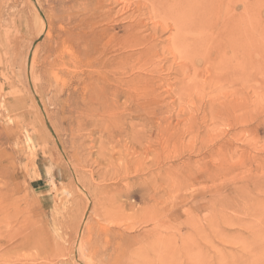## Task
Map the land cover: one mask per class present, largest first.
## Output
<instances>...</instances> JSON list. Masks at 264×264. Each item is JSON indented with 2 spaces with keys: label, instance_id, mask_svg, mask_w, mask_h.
I'll return each instance as SVG.
<instances>
[{
  "label": "rangeland",
  "instance_id": "obj_1",
  "mask_svg": "<svg viewBox=\"0 0 264 264\" xmlns=\"http://www.w3.org/2000/svg\"><path fill=\"white\" fill-rule=\"evenodd\" d=\"M139 2L144 0H0V187L17 195L27 190L28 264H192L181 251L183 221L208 228L213 185L201 182L221 168L217 159L237 164L240 174L251 172L264 189V175H255L264 172V0H252L256 104L252 116L230 125L219 122L210 106L203 117L200 101L173 96V105L165 92L169 103L146 102L153 87L144 77L178 86L182 60L178 54L159 60L151 76L148 66L137 69L143 48L125 33ZM97 31L112 38L106 69L98 68L92 53ZM55 43L60 58L51 64L48 46ZM105 71L104 84L99 77ZM82 77L85 83L77 85ZM55 88L65 91L62 97ZM73 89L76 100L67 98ZM228 177L224 193L233 186ZM244 193L239 199L252 196ZM263 195L254 192L262 208L259 200L251 202L255 209L242 204L240 224L223 225L222 238L200 240L195 251L203 264H264L254 257L247 262L242 241L248 220L255 222L264 210ZM156 205L167 214L163 225L151 219ZM178 229L183 238H165ZM187 233L189 239L200 236L189 228ZM33 242L45 243V250Z\"/></svg>",
  "mask_w": 264,
  "mask_h": 264
},
{
  "label": "bare ground",
  "instance_id": "obj_2",
  "mask_svg": "<svg viewBox=\"0 0 264 264\" xmlns=\"http://www.w3.org/2000/svg\"><path fill=\"white\" fill-rule=\"evenodd\" d=\"M128 18L130 23L125 34L143 48L135 64L138 70L148 66L151 76L158 72L159 60L167 59L169 55L177 59L176 54L182 60L179 65L182 77L177 78L178 86L173 87L174 84L172 85L167 78L157 76L144 77L143 81L150 83L153 87L148 94L149 97L146 102L165 101L169 103L162 94L166 92L171 96L169 99L173 96H178V100H181L180 102L192 100L195 103L200 101V107L203 108L202 112L205 118L207 113L204 107L210 106L212 111L216 110L214 117L218 118L219 122L220 119L226 122L227 125L239 124V122H244L247 117L252 116L251 108L256 104L255 76L258 64L255 49V5L252 0H144V2L138 3V11L136 13L133 12L132 16ZM166 34L168 36L164 38ZM95 35L96 41L93 45L92 53L99 59L98 68L106 69L110 64L108 45L112 38L106 32L97 31ZM57 46V43L48 46L49 55L51 56L49 62L51 64H54L60 58L58 54L55 55ZM105 74L106 77H99L104 84L108 82L106 71ZM89 77L91 79L93 76L91 77L90 75ZM78 80L77 82L79 83L77 85L85 83V77ZM37 81L39 80L37 79ZM36 83L34 82V85ZM37 88L39 90L38 86ZM75 89H78V86ZM209 89L211 90L210 92ZM55 90L57 91V98L65 92L63 89L57 90L55 88ZM74 93V89L68 90L67 98H74ZM80 97L88 103L89 97L86 93L80 94ZM74 99L76 100V98ZM171 102L173 105L176 103L174 100ZM89 115L90 112H87L86 117ZM214 120L216 119L214 118ZM220 147H222V144H219ZM217 161H219L218 164L221 165V168L214 169L201 182L207 186L213 185L212 188L214 187V190L211 187L209 189L214 198H212L210 204L208 203V228H204L195 221H183V225L186 226V232L184 233L186 241L181 247V251H186L187 259L196 264H203L202 260L199 259V252H196L198 250L195 251V248L199 247L202 238H210L211 235L217 239L222 238L225 232L222 229L223 225L232 228L240 224L238 219H236L240 213L236 212L240 211V208L243 207L242 204L245 207L255 209V204V207H253L251 202L259 200L256 203L258 206V203L262 201L257 196H254V192L259 194L264 189L261 190L262 186L256 183L251 172L250 174H245L244 172L246 171H244L243 174H240L239 170H237L238 165L230 162L225 164L222 156ZM258 168L260 167L258 166ZM260 169H264V167ZM229 175H232L233 186L231 187V192L224 193L221 190V186L224 185L223 182L229 178ZM248 175L249 177H246ZM255 175H264V172L261 174L257 172ZM250 183L253 188L249 187ZM247 184L248 186L243 189ZM244 190L252 196H249L247 200L246 198H242L243 200L240 198V200L239 197L244 193ZM26 191L21 188L17 195L14 191H11L9 186L5 189L0 187V264H28L26 263L28 257L26 252L31 247L32 241L29 227L31 216ZM229 197L234 198V204L225 203V200ZM239 200L242 202H239ZM156 207L158 210L157 216L154 214L151 219H155L163 225L167 214L163 211V207L158 205ZM263 211H261V215L257 216L255 222L248 220L249 224L246 223L249 226L248 230L244 227V230L249 231L247 236L242 239L245 246L244 249L250 255L248 257L249 260L246 258L249 263H253L252 257L264 261ZM249 213L247 216L250 215ZM252 218L256 217L252 216ZM252 218L249 216V219L252 220ZM241 219L246 222L248 218ZM188 228L200 236L195 238L194 234L193 239H189L186 237L188 236ZM240 234L244 235L243 232ZM165 238L180 240L183 235L181 230L178 229L174 237L167 236ZM35 245L45 250V243H37ZM203 247H201V251L206 249ZM215 258H211L214 263L216 262ZM87 259L89 260V258ZM87 262L86 264H92V262Z\"/></svg>",
  "mask_w": 264,
  "mask_h": 264
}]
</instances>
